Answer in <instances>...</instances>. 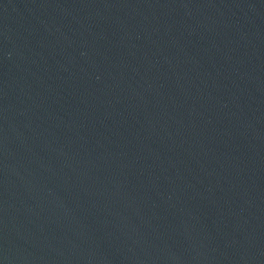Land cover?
Instances as JSON below:
<instances>
[{
    "label": "water",
    "instance_id": "water-1",
    "mask_svg": "<svg viewBox=\"0 0 264 264\" xmlns=\"http://www.w3.org/2000/svg\"><path fill=\"white\" fill-rule=\"evenodd\" d=\"M0 264H264V0H0Z\"/></svg>",
    "mask_w": 264,
    "mask_h": 264
}]
</instances>
